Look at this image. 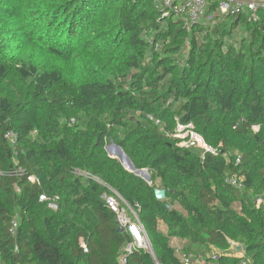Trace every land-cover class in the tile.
<instances>
[{"label":"trees","instance_id":"16d2710c","mask_svg":"<svg viewBox=\"0 0 264 264\" xmlns=\"http://www.w3.org/2000/svg\"><path fill=\"white\" fill-rule=\"evenodd\" d=\"M258 15L189 29L155 0H0L1 264H121L134 237L118 231L109 197L151 242L126 264H183L173 237L194 256L219 249L208 262L239 264L224 254L234 241L264 264V7ZM28 38L65 65L24 53ZM190 124L216 152L180 145Z\"/></svg>","mask_w":264,"mask_h":264},{"label":"built area","instance_id":"2783aa9c","mask_svg":"<svg viewBox=\"0 0 264 264\" xmlns=\"http://www.w3.org/2000/svg\"><path fill=\"white\" fill-rule=\"evenodd\" d=\"M157 2V6L161 8L163 17L169 16V15H180L185 14V27L189 28L201 21L203 18H206V20L211 21L213 24L215 23L216 15H235L240 12H247L249 21H257L259 18L258 12L261 8L264 7V0H155ZM214 6V9L211 10V7ZM210 11V12H209ZM73 121V120H72ZM186 128L188 131H192L191 138L189 140H182L180 142V145L186 146V147H192V146H202L205 150L216 152L215 149L212 147H209L202 139V137L197 134L194 130H192V125L188 126H182L179 125L177 133L185 130ZM255 130H258V127H255ZM175 134V137H179L178 134ZM12 137H14L13 134H10ZM241 156L238 157V161L240 160ZM147 170V169H146ZM28 179L31 182H35L36 178L34 176H29ZM228 183L231 185L236 186L237 188H242V184L237 181L234 177H230L227 179ZM112 202H109L110 204H113V209H115L118 213L117 219L124 225L126 228L128 227L129 230H136L135 224L132 220V218L129 216L126 207H120V203L113 197H109ZM41 201H47L49 198L45 195H42L40 197ZM256 202L258 205L264 204V194L262 196H259L256 199ZM49 207L51 209H57V203L54 199H52L49 202ZM130 207V206H128ZM131 208V207H130ZM132 209V208H131ZM140 225L143 227L141 222H139ZM18 227V220L15 218L12 220V228L11 232L14 234L16 232V229ZM130 230V231H131ZM144 232L146 233L144 227ZM146 235V234H145ZM147 236V235H146ZM148 243L150 244L149 239ZM151 246V245H150ZM135 246V241L133 240L132 243L127 244L124 248V253L120 256V262L121 264L127 263L126 253L131 252ZM151 250V248L144 246ZM87 250V248L85 247ZM179 256L181 257V260L183 264H215L211 262H204L199 263L195 258L194 255L191 253H186L184 251L178 252ZM243 260L239 264H248L250 263L248 259H246L245 251L243 250V254L240 257ZM1 264V261H0Z\"/></svg>","mask_w":264,"mask_h":264},{"label":"rangeland","instance_id":"374dc122","mask_svg":"<svg viewBox=\"0 0 264 264\" xmlns=\"http://www.w3.org/2000/svg\"><path fill=\"white\" fill-rule=\"evenodd\" d=\"M19 37L21 38V36H19ZM20 46H21V49L23 50L24 53L33 52L34 55H35V57H36V59H37V61H39L40 63H42L44 65L45 64H48L50 66L51 65H55L57 67L62 66V65L63 66L65 65V63H63L58 58H55V57H47L44 54H42V52L39 49H36V46L34 45L33 39L28 38V39L24 40L21 43ZM191 132L192 131H188L187 129H185V130L177 133L179 135L178 138H180L182 140H185V141L186 140H189L191 138V136H192ZM190 148H194L200 154H203V151L205 150L202 146L201 147L200 146H192ZM120 150L121 149L118 146L114 145L112 142H109V144L107 145V151H108L109 155L112 156V157H114V158H116V159H118L119 161H123V160H121L122 152ZM112 151L115 152V153H117V154L112 153ZM124 156H126V155H124ZM124 166H125V164H124ZM135 171L138 172V173H142L141 170H135ZM147 172L150 175V182L152 183L151 173L148 170H147ZM141 177H143V176L141 175ZM143 178L145 179V177H143ZM156 186H157L158 189H163V188L160 187V181H159V179L156 181ZM107 200H108V202H112V200H110V198H107ZM110 205L113 206V204H110ZM126 209H127V212L129 214V216L132 218V220H133V222L135 224V229L136 230H131L130 229L131 230V233H132V235L134 237L135 246L136 247H141V248L146 249V250L149 251V249L146 248V247H144V246H147V247L151 248V246H150L151 245V242H150V244L148 243V240L147 239H149V237H148L147 233L144 232L143 227L140 225V223H139L140 221L137 218L135 211L133 209H131L130 207H127ZM149 241H150V239H149ZM235 245H236V247L238 246L239 248H241V249L237 250L236 253L242 252L243 250L245 251V248H244V246L242 244H240L238 242H234V241H232V244H231L230 249L232 248V246H233V248H235L234 247ZM151 250H152V248H151ZM198 254L200 255L199 257H204L207 254H212V252H211V250H204V251L203 250H199L198 251ZM215 254L219 255V254H221V251L218 250L217 252H215ZM239 255H240V253H239ZM245 255H246V253H245ZM234 257H238V255L237 256H234ZM239 258H240V256H239ZM240 259H241V261L243 260L242 258H240ZM214 260H215V258H213V261ZM211 263H215V262H211Z\"/></svg>","mask_w":264,"mask_h":264},{"label":"crops","instance_id":"0c3cea01","mask_svg":"<svg viewBox=\"0 0 264 264\" xmlns=\"http://www.w3.org/2000/svg\"><path fill=\"white\" fill-rule=\"evenodd\" d=\"M163 230L164 231H166L167 230V228L166 227H163ZM172 245L173 246H175L176 247V249L178 250V252L179 251H183V246H184V244H185V240H183V239H180V238H177V237H173L172 238ZM235 248H233V246H232V248L231 249H229V250H227L224 254L225 255H228V256H232V257H234V256H239V253H241V252H239V253H236V245L234 246ZM219 249H211V252H212V254H207L206 256H204V257H199L200 255H198V256H194V258L200 263H204V262H208V259H213V258H217V254H215V252H217ZM231 250V251H230ZM230 251V252H229Z\"/></svg>","mask_w":264,"mask_h":264},{"label":"water","instance_id":"95a60500","mask_svg":"<svg viewBox=\"0 0 264 264\" xmlns=\"http://www.w3.org/2000/svg\"><path fill=\"white\" fill-rule=\"evenodd\" d=\"M121 149V148H120ZM121 152H122V155L124 154V155H126V153L121 149L120 150ZM126 159H127V162H128V166H126L127 167V169L129 170V171H132V172H135V173H137V174H139L138 172H136L135 170H137L136 168H135V166L133 165V163L131 162V160H130V158L126 155ZM129 167V168H128ZM143 173H147V170L146 169H143V170H141ZM147 181H150V175L148 174V176L145 178ZM155 194H156V197L158 198V199H160V200H163V199H165L166 198V195H167V191H166V189H158V188H156L155 189ZM166 207L168 208V209H170V205L169 204H166ZM118 220V219H117ZM126 230V227L124 226V225H122V223L118 220V231L119 232H124ZM239 249H241V248H239L238 246L236 247V250L235 251H237V250H239Z\"/></svg>","mask_w":264,"mask_h":264},{"label":"bare ground","instance_id":"6f19581e","mask_svg":"<svg viewBox=\"0 0 264 264\" xmlns=\"http://www.w3.org/2000/svg\"><path fill=\"white\" fill-rule=\"evenodd\" d=\"M112 153H115V152L112 151ZM115 154H117V153H115ZM121 160H123L122 163L125 164V166H128V165H127L128 162H127L126 156L121 155ZM128 168H129V167H128ZM139 175H140V176L142 175L143 177L146 178V177L148 176V172H147V173H143V172H142V173H139ZM241 251H242V250H241ZM242 254H243V251L240 253L239 256L241 257ZM239 256H238V257H239Z\"/></svg>","mask_w":264,"mask_h":264}]
</instances>
